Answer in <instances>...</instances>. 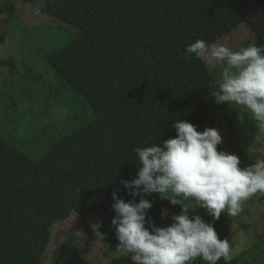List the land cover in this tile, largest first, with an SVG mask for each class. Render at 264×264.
Wrapping results in <instances>:
<instances>
[{"label": "trees", "instance_id": "1", "mask_svg": "<svg viewBox=\"0 0 264 264\" xmlns=\"http://www.w3.org/2000/svg\"><path fill=\"white\" fill-rule=\"evenodd\" d=\"M24 1L75 28L74 38L45 60L87 98L96 118L40 158L0 132V264H43L51 227L73 212L81 217L88 244L101 240L90 225L102 222L104 254L116 256L109 264H121L112 194L132 199L120 181L136 178L135 149L175 138L176 120L201 132L227 128L230 142L237 143L231 104L215 103V76L204 60L183 59L186 46L198 39L212 44L240 24L254 33L256 46L264 45V0ZM2 62L15 65L11 57ZM146 198L171 208L170 216L181 212L155 193ZM184 204L190 215L209 222L205 209ZM53 257L58 264H88L75 238ZM191 264L206 262L198 257ZM227 264L259 260L244 251Z\"/></svg>", "mask_w": 264, "mask_h": 264}, {"label": "clouds", "instance_id": "2", "mask_svg": "<svg viewBox=\"0 0 264 264\" xmlns=\"http://www.w3.org/2000/svg\"><path fill=\"white\" fill-rule=\"evenodd\" d=\"M182 55L185 61L195 57L213 67L223 65L218 87L210 93L215 103L243 106L251 111L257 127L264 129V45L249 44L234 51L198 39ZM173 127L175 138L135 149L136 178L120 181L132 199L126 202L118 192L112 194L115 215L111 225L119 241L116 249L121 256L130 257L132 264H191L198 257L206 264H218L221 259L227 264L233 258L229 240L218 237L213 223L198 214L190 215L184 201L194 199L213 221L225 212L239 215L245 201L264 194V159L241 168L236 154L218 151L223 141L217 129L197 131L195 125L182 120L174 121ZM153 193L181 206L180 214H173L167 227L146 220L153 206L146 197ZM166 215L167 210L162 212V217ZM90 227L97 239H104L102 222Z\"/></svg>", "mask_w": 264, "mask_h": 264}, {"label": "rangeland", "instance_id": "3", "mask_svg": "<svg viewBox=\"0 0 264 264\" xmlns=\"http://www.w3.org/2000/svg\"><path fill=\"white\" fill-rule=\"evenodd\" d=\"M75 34L74 27L58 23L44 11L37 12L30 2L0 0V132L35 158L43 156L63 136L96 118L87 98L74 91L45 60L48 53L66 45ZM214 43L238 51L255 44V37L247 25L240 24ZM8 57L13 58L15 65L2 62ZM205 62L219 83L223 65L213 67ZM231 106L237 143L230 142L229 129H218L223 141L218 151L236 154L241 160L239 166L244 168L264 159V129L257 127L250 110ZM256 195L243 203L237 216L225 212L213 221L206 213L209 223L220 224L216 232L221 240H229L233 258L247 251L259 264H264V198L261 197L264 194ZM150 201L153 206L146 220L157 227L169 226L171 208L162 209L157 200ZM186 201L193 209H199L194 199ZM165 210L167 215L162 217ZM68 238H75L81 258L88 264H109L113 257L104 254L106 246L102 240L88 244L81 217L73 212L51 227L43 264H58L53 256ZM123 257L121 264H132L130 257Z\"/></svg>", "mask_w": 264, "mask_h": 264}]
</instances>
